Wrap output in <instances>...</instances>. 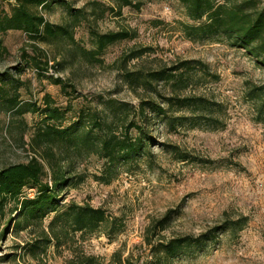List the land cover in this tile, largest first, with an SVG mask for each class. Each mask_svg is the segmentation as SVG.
I'll use <instances>...</instances> for the list:
<instances>
[{"label": "rangeland", "instance_id": "obj_1", "mask_svg": "<svg viewBox=\"0 0 264 264\" xmlns=\"http://www.w3.org/2000/svg\"><path fill=\"white\" fill-rule=\"evenodd\" d=\"M56 1L37 8L53 24L64 23L70 8H84L92 22L91 2L114 5ZM132 1L139 7H123L120 15L107 9L91 23L99 33L131 34L97 55L84 20L72 29L75 43L0 32V169L36 157L49 182L56 165L67 179L58 189L60 209L89 204L108 218L94 232L34 248L53 213L17 233L12 224L5 230L14 217L7 212L0 218V264H69L87 255L117 264L115 252L129 264H157L161 243L222 226L230 228L161 264H264V66L225 38L188 40L180 23L190 20L178 0ZM13 4L0 0V15ZM139 50L146 51L132 57ZM35 54L47 69L35 67ZM47 95L61 113L48 123L77 124L76 143L36 140L46 125ZM111 135L142 147L131 159H110L93 143Z\"/></svg>", "mask_w": 264, "mask_h": 264}, {"label": "trees", "instance_id": "obj_2", "mask_svg": "<svg viewBox=\"0 0 264 264\" xmlns=\"http://www.w3.org/2000/svg\"><path fill=\"white\" fill-rule=\"evenodd\" d=\"M114 4L110 8L99 7L95 1L91 2L93 20L104 15L110 9L116 15H120L123 7L138 8L139 4L132 0H110ZM185 11L190 23H180L183 35L190 41H196L207 37L225 38L231 46L242 48L256 58L258 63L264 66V0H178ZM56 0H14L10 13L0 15V32L8 30L22 31L30 40L53 41L67 40L75 43L72 29L81 23H89V34L93 43V54H100L109 44L118 40L131 37L126 30L99 33L91 25L90 16L84 8L69 9L67 20L62 24H53L37 11L38 7H47ZM90 21V22H89ZM35 47V45H34ZM146 50L134 52L132 57L141 55ZM33 64L40 70L47 69V61H42L39 55L32 57ZM43 65V66H42ZM55 85H62L60 78H51ZM253 97L259 94L251 93ZM261 96L264 107V88ZM46 105L42 109L45 126L39 129L35 138L39 143H76L78 135L75 134L78 125H70L59 128L48 121L58 120L61 113L57 107L50 106V97L45 96ZM80 125V124H79ZM100 127L101 124L97 122ZM131 126L134 124H130ZM98 149L106 151L110 159L118 155L124 160L131 159L142 147L141 142L129 141L127 138H117L114 135L103 137L93 143ZM92 144V145H93ZM52 182H43L44 167L36 158L31 157L25 163H17L0 169V218L7 212L14 214L5 225V230L12 224L15 232H20L27 227L41 223L50 213L53 217L48 225L47 234L33 243L34 248L48 245L52 238L60 244L61 236H69L75 232H94L108 223V218L102 208L89 204L70 203L63 210L58 206V189L67 179L61 168L51 164ZM12 203V206H7ZM170 211L158 221L161 229L170 219ZM56 225H59L56 228ZM232 227V226H231ZM229 226L215 227L198 238L184 236L170 239L161 243L156 249L157 264L164 259L177 256L183 249L192 246H201L209 241L214 232L224 231ZM51 235V238H50ZM33 248V249H34ZM161 254V256H159ZM117 264H129V260H122L118 253H114L111 262ZM69 264H98L95 256H77L69 261Z\"/></svg>", "mask_w": 264, "mask_h": 264}]
</instances>
